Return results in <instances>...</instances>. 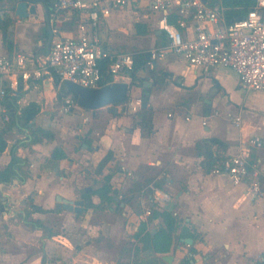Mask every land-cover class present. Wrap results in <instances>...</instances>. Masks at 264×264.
I'll return each mask as SVG.
<instances>
[{
  "label": "crops",
  "instance_id": "crops-1",
  "mask_svg": "<svg viewBox=\"0 0 264 264\" xmlns=\"http://www.w3.org/2000/svg\"><path fill=\"white\" fill-rule=\"evenodd\" d=\"M45 1L48 15L39 2L35 15L20 19L15 15L18 0H0V20L4 21L0 53L43 54L49 40L46 29L49 37L53 32V39L79 34L81 16L56 12L51 4L54 0ZM159 17L150 0H129L127 6L113 8L101 18L98 33L105 48L132 52L135 61L145 58L136 83L131 75L121 79L130 83L129 95L116 113L108 105L113 117L103 129L86 123L106 105L87 109L76 102L70 111H63L64 97L70 93L58 97L60 88L55 87L53 73L38 80H25L17 74L0 81V87L10 92L6 107L11 113V120L0 129L7 128V146L0 152V264H127L119 252L111 254L102 247L121 226L91 223L89 211L94 208L123 214V231L137 250V264H264V197L254 195L249 182L234 184L228 175L206 168L197 152L200 140H221L213 146L214 153L227 158L246 155L257 165L264 190V145L250 143L253 136L264 139V91L242 89L238 75L229 68L217 66L204 74L175 54L150 67L149 50L167 42ZM232 72L234 84L228 81ZM145 93L146 106L152 111L151 132L138 123ZM77 106L83 111L75 112ZM29 108L37 110L29 123L36 127L34 132L17 125ZM84 110L91 116L84 117L77 130L52 120V116L64 114L74 123ZM237 117L240 125L234 122ZM40 129L51 132L52 137L40 135ZM24 130L29 133L26 140L12 143L8 138L12 132ZM56 149L65 156H53ZM13 154L21 161L14 173L3 174ZM105 157L106 163L100 166ZM84 160L95 167L86 168L85 182ZM108 175L109 201L94 192ZM90 176L94 185H89ZM88 186L91 191L84 193ZM153 186L170 195L172 210L165 208L166 203L152 201ZM58 194L82 199L83 212L56 210ZM149 208L170 211L177 218L168 252L153 250L138 235L143 224L151 234L164 225L162 216L146 214ZM31 219H39L43 226H35ZM186 238L192 242H185ZM167 255L172 262L164 258Z\"/></svg>",
  "mask_w": 264,
  "mask_h": 264
},
{
  "label": "built area",
  "instance_id": "built-area-1",
  "mask_svg": "<svg viewBox=\"0 0 264 264\" xmlns=\"http://www.w3.org/2000/svg\"><path fill=\"white\" fill-rule=\"evenodd\" d=\"M129 0H54L56 12L69 11L81 16L79 34L53 39L47 55L29 56L17 53L13 56L0 53V81L20 74L25 80H38L47 74L58 76L60 82L70 80L85 87L103 86V63L112 76L111 84L130 75L135 65L132 52L111 51L100 41L98 27L101 18L113 8L125 7ZM151 8L160 13L159 27L167 42L148 52V65L169 54L183 57L189 66L207 74L211 68L223 66L233 70L246 90L264 91V0H256L247 14L227 22L220 3L207 0H150ZM29 62L32 67H27ZM11 88H15L12 83ZM10 92L0 87V129L11 120L6 107ZM140 100H138V103ZM74 97H64L63 111L75 105ZM240 125L241 120H234ZM250 143L264 145V139L253 136ZM218 174H226L234 184L249 182L252 193L264 197L257 165L244 154L225 159L213 168ZM152 201L165 204L170 195L152 187ZM0 199V203H1ZM146 214H152L151 208Z\"/></svg>",
  "mask_w": 264,
  "mask_h": 264
},
{
  "label": "trees",
  "instance_id": "trees-1",
  "mask_svg": "<svg viewBox=\"0 0 264 264\" xmlns=\"http://www.w3.org/2000/svg\"><path fill=\"white\" fill-rule=\"evenodd\" d=\"M210 3H220L221 6L224 9V16L227 22H231L235 19L244 17L249 10L252 9V7L255 5L256 0H207ZM52 4V3H51ZM4 21L0 20V25L3 24ZM46 37L49 38V30H45ZM145 66V58L144 56H141L139 59L135 61L134 69L131 72V77L133 83H136V81L139 79L138 71L139 69H143ZM107 69V63H103L102 70H103V84H108L112 81V76L106 72ZM153 71V70H152ZM153 73V72H152ZM57 84L60 83V80L58 76L55 75L54 77ZM70 93L73 95L75 101L77 102V95L74 93L69 92L65 87L60 88L58 92V97L62 98L63 95ZM148 102V93L143 94L141 98L142 108L139 111L141 114V118L139 120L140 126L144 129H148L149 132L153 129V123H152V111L149 107H147ZM35 106V104L31 105ZM37 113L36 109H30L27 111V113L23 112L21 115V119L18 122V128L24 129L27 128L31 131H35L33 127L29 125L30 121L35 117ZM7 131V128H4L0 131V152L4 151L7 146V140L5 138V133ZM41 133L40 135H44L46 137H52L51 132L45 131V130H39ZM222 141L216 138H206L202 139L197 144V152L200 156L203 157V164L208 169H212L216 166H220L222 162L227 159V157H224L222 155H217L213 151V146L216 144H221ZM53 156L55 157H63L65 156L64 152L60 149H56L53 151ZM108 157H105L100 163V166H103ZM21 159L13 154L12 160L5 169L4 173H14L16 167L20 163ZM110 176H106L105 181L103 182V185L100 188H97L94 192L99 194L102 198V200H110L112 199V196H109L108 193L111 190L110 185ZM86 197L89 196L88 194ZM89 205H92V201L89 199ZM153 216H162L164 219V225L155 233L151 234L150 231H145V225L143 224L139 230L138 235L141 236V240H143L145 243L150 244V246L153 248V250L157 252H168L172 243L173 239V233L177 227V218L167 210H164L163 212L159 211H153ZM32 224H34L37 227H42L43 224L39 219H31ZM145 231V232H144Z\"/></svg>",
  "mask_w": 264,
  "mask_h": 264
},
{
  "label": "water",
  "instance_id": "water-1",
  "mask_svg": "<svg viewBox=\"0 0 264 264\" xmlns=\"http://www.w3.org/2000/svg\"><path fill=\"white\" fill-rule=\"evenodd\" d=\"M206 1V0H204ZM42 2L46 13L48 15L49 7L45 0H18L15 15L20 19H26L30 15H35L37 13L36 4ZM161 32V30H160ZM53 41V32L51 31L50 37L47 43V50L43 52L47 55L50 50L51 43ZM130 83L125 81H115L111 84H105L101 87H85L81 86L70 80H65L61 84H56L55 87L62 88L65 87L69 92L77 95V104L80 107L87 109H96L104 105H111V111L116 113L118 111V106L126 102L129 95V90L131 89ZM132 92V91H131ZM140 98V97H139ZM92 187L88 186L83 188V192L91 191ZM174 207V201H169L165 204V208L172 210ZM56 210H69L75 213L83 212V200L82 199H69L58 194L56 196ZM185 242L191 243V238H186ZM164 258L168 262H172V256L167 255Z\"/></svg>",
  "mask_w": 264,
  "mask_h": 264
},
{
  "label": "rangeland",
  "instance_id": "rangeland-1",
  "mask_svg": "<svg viewBox=\"0 0 264 264\" xmlns=\"http://www.w3.org/2000/svg\"><path fill=\"white\" fill-rule=\"evenodd\" d=\"M67 25H65L66 27ZM148 44V43H147ZM148 46H146L147 48ZM215 73H217V71H215ZM228 81L229 83H235V74H233V72L230 74V76L228 77ZM244 89V88H242ZM58 104L62 103V99H58L57 100ZM109 106L106 105L105 108L100 109V111L98 112V116L93 118L90 122L87 121V125L93 127H99L101 129H103L105 126L107 127V125H109V120L110 118L112 119V114L109 112L108 110ZM75 112H82V109H79L78 106L77 108L74 109ZM85 114L83 116H81V114L78 113V119L74 121V123L67 121L66 117L64 114H60L57 118L54 116H52V120H57L59 123H61V125H66L67 126H72L73 128H75L76 130L80 127V122H84V117L86 116H91V112L89 111H85ZM89 122V123H88ZM89 128V127H86ZM28 131L24 130L23 132H12L9 135V139L11 140L12 143H14L15 141H22V140H26L25 136L28 135ZM82 136V133H80L79 135H77V137ZM38 137V136H37ZM72 140L71 138H67L65 137V140ZM84 151V149H83ZM85 162V169H82V175L84 176V182L86 180V172L88 171V169L86 168H90L92 167V169H94L95 167L93 166L92 163H90V161H86ZM94 178L92 176H90V181H89V185H94ZM89 221L95 222V223H102V224H108V225H113L116 223V225H120L121 226V230L119 231V233H117L116 235H114V237H112V239L109 237L107 240L104 241V244H102V247L106 250V252L108 253H117L118 252L123 255V257L125 258V261L127 264H137V257L134 255V253L137 251L133 248V244L130 242V240H127L128 238L126 237V233L123 231L125 229V218L123 216V214L116 210L114 212L109 211L108 209H99V208H94L91 209L89 211ZM104 239V238H102ZM101 245V244H100ZM135 251V252H134Z\"/></svg>",
  "mask_w": 264,
  "mask_h": 264
}]
</instances>
